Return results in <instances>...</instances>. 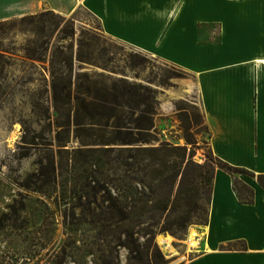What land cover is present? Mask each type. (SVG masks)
<instances>
[{
  "label": "rangeland",
  "instance_id": "374dc122",
  "mask_svg": "<svg viewBox=\"0 0 264 264\" xmlns=\"http://www.w3.org/2000/svg\"><path fill=\"white\" fill-rule=\"evenodd\" d=\"M30 14L0 25V264L188 263L199 249L190 230L205 225L210 204L202 198L204 211L181 225L182 201L165 208L169 187L151 180L154 158L136 154L126 171L121 145L107 141L111 128L92 123L81 102L88 88L120 102L128 87L155 108L142 145L174 148L160 153L170 162L192 154L216 166L195 77L108 36L82 6L60 14L42 5ZM52 72L61 84L71 78L72 98L57 114ZM127 185L146 196L132 202L130 222L117 213L111 221L107 198L121 200Z\"/></svg>",
  "mask_w": 264,
  "mask_h": 264
},
{
  "label": "crops",
  "instance_id": "0c3cea01",
  "mask_svg": "<svg viewBox=\"0 0 264 264\" xmlns=\"http://www.w3.org/2000/svg\"><path fill=\"white\" fill-rule=\"evenodd\" d=\"M42 5L60 14L82 6L108 36L195 77L210 148L255 174L237 176L254 201L241 203L234 176L217 167L208 221L190 230L199 249L186 264H264V0H0V21Z\"/></svg>",
  "mask_w": 264,
  "mask_h": 264
},
{
  "label": "trees",
  "instance_id": "16d2710c",
  "mask_svg": "<svg viewBox=\"0 0 264 264\" xmlns=\"http://www.w3.org/2000/svg\"><path fill=\"white\" fill-rule=\"evenodd\" d=\"M35 16L36 14L24 15L20 17V20L32 19ZM6 21L7 20L0 21V25L6 23ZM54 73L55 72H52L51 91L53 97V111L57 114L60 112L63 105H68L69 100L72 98V89L70 75L69 77H65L64 81L66 83L61 84L58 80L59 77H57ZM132 91L133 90L126 87L121 93L123 100L116 102L105 97L100 98L95 90H92L91 92V88H88L87 95L90 99L88 100L84 98L81 103L89 107L88 116L90 117V120H92V123L102 124L111 128L113 135L109 137L107 141L121 145L120 148L124 155L123 165L126 171L132 169L133 163L131 160L136 157V154L145 153L146 155H150V157L154 158L158 165L153 166L150 170L149 175L151 180L154 181V183H156V185L160 188L164 186L169 187L168 191L164 194L165 208L171 202L175 203L182 201L184 209H182L183 220L181 225L186 226L191 223L190 219L192 213L204 211V208L201 205L202 198L210 204L214 171L217 167L234 176L233 187L239 201L247 204L253 203L254 189L237 177V174H249L251 176H255V174L249 169L231 165L218 157V163L216 166L206 161L199 163L193 159L192 154L189 155L187 161L185 162H170L167 159L170 154L161 155L160 153L163 150L175 152L174 148L169 147L168 145H142L143 143L149 141L152 131L154 130L153 117L155 114V108L148 98L141 97V94H137ZM77 99L78 97H76V100ZM133 100L136 101L134 104ZM122 107L130 109L127 113H125V110H123ZM134 110L139 111L137 115H135L136 111ZM93 120L97 122H93ZM183 163L184 168L181 172L180 169ZM180 172V181L176 191L173 192ZM126 175L128 176L129 174L127 173ZM258 180L264 187V174H259ZM148 187L152 189L153 185ZM154 191L155 188L153 189V192ZM136 192H138L136 188L127 185L121 200L112 196L107 198L109 201L108 208H110L108 217L111 221H116L115 213H117L120 221L126 223L130 222V208L132 202L134 200L142 202V197L146 196L144 191H139L138 196L135 195ZM154 193L156 194V192ZM158 193L160 194V192ZM141 194L144 196H141ZM158 201L160 202L159 199ZM208 213L209 212L207 211V216L203 224H206L208 221ZM233 246L234 244H229L230 248ZM245 249V247L242 248V250Z\"/></svg>",
  "mask_w": 264,
  "mask_h": 264
},
{
  "label": "bare ground",
  "instance_id": "6f19581e",
  "mask_svg": "<svg viewBox=\"0 0 264 264\" xmlns=\"http://www.w3.org/2000/svg\"><path fill=\"white\" fill-rule=\"evenodd\" d=\"M163 240L166 241V242H169L170 238L169 237H165ZM190 241H191V245H193V246L198 244V241L195 240V235H194L193 231H192V234H191V240Z\"/></svg>",
  "mask_w": 264,
  "mask_h": 264
}]
</instances>
